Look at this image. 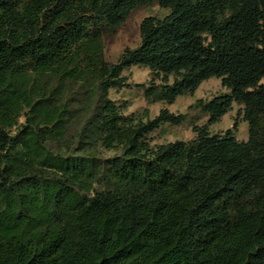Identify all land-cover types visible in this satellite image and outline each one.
Returning <instances> with one entry per match:
<instances>
[{
	"label": "trees",
	"instance_id": "obj_1",
	"mask_svg": "<svg viewBox=\"0 0 264 264\" xmlns=\"http://www.w3.org/2000/svg\"><path fill=\"white\" fill-rule=\"evenodd\" d=\"M151 4L168 13L107 62ZM132 66L148 103L227 92L189 107L204 126L124 116L108 93ZM233 103L246 141L207 131ZM164 123L196 136L152 146ZM0 264H264V0H0Z\"/></svg>",
	"mask_w": 264,
	"mask_h": 264
},
{
	"label": "rangeland",
	"instance_id": "obj_2",
	"mask_svg": "<svg viewBox=\"0 0 264 264\" xmlns=\"http://www.w3.org/2000/svg\"><path fill=\"white\" fill-rule=\"evenodd\" d=\"M167 13L168 10L156 4L133 10L120 27L103 37L104 59L109 63H114L125 48L138 46L140 42L139 26L142 20L146 17L162 18ZM122 76L126 78L127 86L111 89L108 97L120 107L124 116L135 115L143 119H153L161 109H166L172 114H187L189 117H196L195 124L204 126L207 124L208 117L196 110H189V107L197 100L207 101L221 92H227L222 87L220 79L211 78L202 82L193 94L180 96L172 104L148 103L143 97V90L138 85H146L150 81L151 71L147 68L132 66L124 70ZM161 81L162 77H159L155 83L160 84ZM168 81L171 82L172 78H169ZM234 122H236L234 130L236 140L246 141L248 138L247 124L242 119L241 106L236 103H233L231 109L217 122L208 124L207 131L210 134H222L227 130H232ZM21 123H23V118L19 120V124ZM195 136V132L187 123L181 125L164 123L147 136V141L152 146H157L174 141L188 142Z\"/></svg>",
	"mask_w": 264,
	"mask_h": 264
}]
</instances>
